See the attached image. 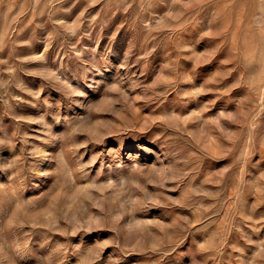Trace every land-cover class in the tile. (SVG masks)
I'll list each match as a JSON object with an SVG mask.
<instances>
[{"label": "rangeland", "instance_id": "374dc122", "mask_svg": "<svg viewBox=\"0 0 264 264\" xmlns=\"http://www.w3.org/2000/svg\"><path fill=\"white\" fill-rule=\"evenodd\" d=\"M0 264H264V0H0Z\"/></svg>", "mask_w": 264, "mask_h": 264}, {"label": "bare ground", "instance_id": "6f19581e", "mask_svg": "<svg viewBox=\"0 0 264 264\" xmlns=\"http://www.w3.org/2000/svg\"><path fill=\"white\" fill-rule=\"evenodd\" d=\"M260 3V2H259Z\"/></svg>", "mask_w": 264, "mask_h": 264}]
</instances>
